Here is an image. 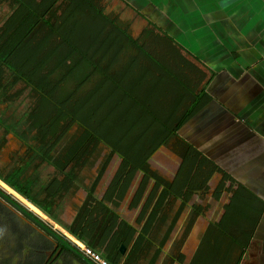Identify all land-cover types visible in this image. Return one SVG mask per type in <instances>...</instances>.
Listing matches in <instances>:
<instances>
[{
	"label": "trees",
	"instance_id": "obj_1",
	"mask_svg": "<svg viewBox=\"0 0 264 264\" xmlns=\"http://www.w3.org/2000/svg\"><path fill=\"white\" fill-rule=\"evenodd\" d=\"M104 1L0 0V9H9L0 27V102L15 100L22 91H10L20 83L35 101L23 116V129L5 125L0 153L6 134L15 135L26 150L8 156L10 169L0 170V177L98 252L108 240L111 246L125 244V237H118L131 229L127 224L123 232L121 221L116 230L120 215L110 203L125 199L137 175L130 208L146 194V204L157 195V205L170 197L180 200L179 212L195 195L208 192L216 173L222 178L215 200L229 179L181 133L211 101L204 84L208 76L151 23L133 37L129 26L106 14ZM170 84L179 92L176 97ZM166 147L181 160L172 182L150 166ZM116 162L119 168L109 181L106 174ZM41 167L53 169L46 183ZM80 192L84 200L74 202ZM92 199L95 215L84 219ZM233 202L218 223L225 233L240 230ZM67 206L69 221L64 220ZM197 210L191 207L200 216ZM250 229L252 235L255 227ZM115 256L105 257L117 264Z\"/></svg>",
	"mask_w": 264,
	"mask_h": 264
},
{
	"label": "crops",
	"instance_id": "obj_2",
	"mask_svg": "<svg viewBox=\"0 0 264 264\" xmlns=\"http://www.w3.org/2000/svg\"><path fill=\"white\" fill-rule=\"evenodd\" d=\"M118 1L134 14L138 34L151 23L208 76L204 84L211 101L196 116L201 118L198 125L220 114L231 117L233 124L220 127L211 118L214 139L193 145L229 179L221 198L215 200L213 193L222 178L216 173L208 192L202 194L211 196L212 204L194 205L195 195L180 212V200L172 197L157 205V195L146 204L145 194L134 208H130L133 199L127 204L128 193L120 208L114 205L119 200H112L110 206L120 215L116 230L123 221V232L128 225L131 231L118 237H125V244L111 246L108 240L99 252L104 257L116 255L117 264H264V0ZM187 125L181 133L191 143L185 135L194 134L197 124L193 122L192 129ZM237 195L242 202L236 201ZM233 199L238 216L234 223L240 230L225 226L229 231L225 233L218 223ZM192 206L202 214L192 213ZM63 258L65 264H87L72 252Z\"/></svg>",
	"mask_w": 264,
	"mask_h": 264
},
{
	"label": "rangeland",
	"instance_id": "obj_3",
	"mask_svg": "<svg viewBox=\"0 0 264 264\" xmlns=\"http://www.w3.org/2000/svg\"><path fill=\"white\" fill-rule=\"evenodd\" d=\"M103 6L105 8L106 14H108L111 18L117 19L120 24H122L124 26H126V25L129 26L130 33L133 37H135V38L139 37L140 34H138L139 30H137V29H139L140 26L136 25L137 21H136V18L134 17V14L131 13V11L129 9L124 8L121 5L120 1H118V0H105L103 2ZM8 15H9L8 6L7 5L2 6L0 9V27L2 26L3 22L6 20ZM154 37H155V35H154ZM180 41L182 42L181 39H180ZM151 51H152V49H151ZM182 54L187 58L188 61L190 60V58L187 57L188 56L187 52H183ZM157 77H160L161 79L164 80V77L161 75H159ZM6 80L8 81V77ZM167 86H168V88L171 89L172 95L174 97L177 96V93L179 94L178 90L176 89V87L173 84H170ZM19 91H22V93L17 98H15V100L10 102V101H7L6 99L2 98L3 101L0 102V121H1L0 122V139H2V137L4 136L5 125L17 124V125H19L20 130L23 129L24 128V120H25V118L23 116L34 105L35 101L29 95V92H30L29 89L24 88V84H21V83L18 84L12 91H10V95L18 93ZM165 98L166 97L164 96V99ZM216 116L217 115H214V117H210L209 119H210V121L216 119L217 122L219 123L220 127H224V126L228 127L231 124H233V120L231 119V117H229L226 114L222 118H221V114H220V116H217V117ZM211 118H214V119H211ZM200 119H201L200 116H198V117H196V119L194 118L193 120H191L189 122V124L187 125L188 128L191 127V129H192L193 126H191V125L193 124V122L197 125H194V127H193L194 128V134L185 135V138L188 141H190L192 144H195L196 146H201V144H204L206 139H208V138H209V140H207L206 143L209 142L211 139H214V136H215L214 135L212 138L210 136V133H211L210 121H208L206 123V121L204 120L200 123V126H199L198 123H199ZM198 134H201V135L198 137ZM6 137H7V144L3 148V150H1V153H0V170L4 174H7V171L10 169V164H9L10 162H9L8 156H10L12 153L14 154L16 151H18V154H22L26 150V147L23 146L21 141L19 139H17L15 137V135H13V134L7 135L6 134ZM224 137H225V135H224ZM234 143H235V141H234ZM209 144H211V143H208V145ZM204 147H206V146H204ZM220 151H223V149L222 150L220 149ZM208 152L210 153V158H211V156L214 155L212 148H210ZM179 164H180V158L178 157V155L173 153L172 150L170 148H167V147L163 148L158 154H156L154 159L150 162L151 169L153 171H155L156 173H158L162 178L167 179L168 181H172L174 179V177L178 171ZM118 168H119V162L112 164L109 172L106 174L107 179H109V181L111 179H113ZM31 171H32V169H31ZM32 173H33V171H32ZM52 173H53V169L50 167L39 168V174L41 175L42 182L46 183L49 180V178L52 176ZM137 176H138L137 180H135L134 185H132L131 190L128 192L129 197L127 198V204L129 202H131V200L133 199L135 192H136L137 184L141 179V177L139 175H137ZM0 187L2 189H4L5 191H7L9 194H11L16 200H18L21 204H23L29 210H31L32 212H34L36 214H39L40 211H37L39 209L36 210L37 207H35L33 204L29 203L26 199H24L21 195H19L16 191H14L12 188H10L6 183H4L1 180H0ZM202 196H204V197H200V196L194 197L191 202L194 205H198V203H200V205H204V206L212 204V200H211L212 197L211 196H208V195L207 196L202 195ZM84 198H85L84 192H80L75 197L74 202L81 203L84 200ZM95 201H96L95 199H92L90 201L89 205L87 206V208L85 210L84 217H83L84 219L90 218V216L95 215L94 210H93V205H94ZM123 202L114 201V205H116L118 208H120V207H122L121 205H123L122 204ZM127 204H126V206H127ZM67 209H68L67 214L65 213V216H64L65 221H69L71 219V213H69L71 210L70 206H67ZM121 214H123V213L121 212ZM41 218H42V216H41ZM42 219L44 220V222L47 225H49L51 228H53L56 232H58L62 235H65L60 230L56 229L55 226L50 221H48L46 218H42ZM13 221L18 222L19 218L13 217ZM3 225L5 228L4 229L5 231L3 233V236L0 238V260L2 261L1 264H23L25 262V259L20 258V253L24 250H25V252L29 251L28 248L24 249V246H23L24 245L23 243L27 242V240L23 242V240H22L23 235L15 234L13 227H5L6 226L5 223L1 222L0 228H3ZM0 231H1V229H0ZM26 231L28 232L27 234H30V231H28V229H26ZM26 238H27V236H26ZM34 253L35 252H33L32 254H34Z\"/></svg>",
	"mask_w": 264,
	"mask_h": 264
},
{
	"label": "flooded vegetation",
	"instance_id": "obj_4",
	"mask_svg": "<svg viewBox=\"0 0 264 264\" xmlns=\"http://www.w3.org/2000/svg\"><path fill=\"white\" fill-rule=\"evenodd\" d=\"M37 209L38 208H36V210ZM37 211H40V210H37ZM36 215L40 217L42 216V218H46L48 221H50L55 226L56 229L63 232V234H65L72 241L77 240L73 235H71L68 231L60 227L58 224H56L52 220H50L41 211L39 212V214H36ZM13 217L19 218V221L18 222L13 221ZM1 222L5 223L6 225L5 227H13L15 234L23 235V239H22L23 242L27 240V242L23 243L24 244L23 246H24V249L28 248L29 251L25 252L24 250L20 253V258L25 259V262L23 264H58V261L60 262V264H65L64 263L65 259L63 257L64 255L69 254L71 252L66 246L67 245L72 246L69 241L65 240L64 238L65 235L57 233L58 236L62 240L65 241V245H64L61 241L50 236L48 233H46L42 229L40 230L39 227L35 223L30 221L24 215L20 214L17 210L13 209L2 199H0V223ZM0 229H1L0 231V238H1L5 231L4 225H3V228H0ZM26 229L30 231V234H27L28 232L26 231ZM51 229L53 230V228ZM33 252L35 253L32 254ZM1 262L2 261L0 260V264ZM88 263L91 264L89 261Z\"/></svg>",
	"mask_w": 264,
	"mask_h": 264
},
{
	"label": "water",
	"instance_id": "obj_5",
	"mask_svg": "<svg viewBox=\"0 0 264 264\" xmlns=\"http://www.w3.org/2000/svg\"><path fill=\"white\" fill-rule=\"evenodd\" d=\"M0 180L6 183L10 188H12L14 191H16L19 195H21L24 199H26L28 202L33 204L35 207H37L44 215H46L50 220L58 224L60 227L68 231L61 223L56 221L55 219L52 218L48 213H46L44 210L39 208L36 204H34L32 201H30L28 198H26L24 195L20 194L15 188H13L11 185H9L6 181H4L1 177ZM0 199H2L4 202H6L9 206H11L13 209L17 210L20 214L24 215L26 218H28L30 221L35 223L39 229L45 231L48 233L50 236L54 237L55 239L61 241L65 245V241L62 240L58 236V232H56L54 229L52 230L49 225H47L44 220L36 215L34 212L29 210L27 207H25L23 204H21L18 200H16L11 194H9L7 191L2 189L0 187ZM69 232V231H68ZM70 233V232H69ZM71 234V233H70ZM72 235V234H71ZM74 236V235H73ZM75 237V236H74ZM65 240L70 242V239H68L67 236H64ZM77 240H79L77 237H75ZM72 253L76 254L80 259L88 263L87 259L84 258L78 251H76L72 246L67 245L66 246ZM121 252L124 253L125 247L122 245L120 248ZM89 264V263H88Z\"/></svg>",
	"mask_w": 264,
	"mask_h": 264
},
{
	"label": "built area",
	"instance_id": "obj_6",
	"mask_svg": "<svg viewBox=\"0 0 264 264\" xmlns=\"http://www.w3.org/2000/svg\"><path fill=\"white\" fill-rule=\"evenodd\" d=\"M71 245L80 252L91 264H113L102 253L81 242L77 244L70 239Z\"/></svg>",
	"mask_w": 264,
	"mask_h": 264
},
{
	"label": "bare ground",
	"instance_id": "obj_7",
	"mask_svg": "<svg viewBox=\"0 0 264 264\" xmlns=\"http://www.w3.org/2000/svg\"><path fill=\"white\" fill-rule=\"evenodd\" d=\"M73 242H75V243H77V244H80V245H81V242H80V241L73 240Z\"/></svg>",
	"mask_w": 264,
	"mask_h": 264
}]
</instances>
